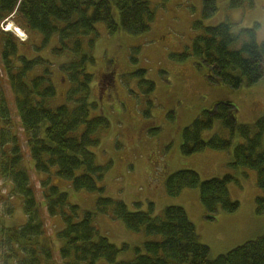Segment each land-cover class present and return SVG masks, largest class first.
Instances as JSON below:
<instances>
[{
	"label": "trees",
	"instance_id": "obj_1",
	"mask_svg": "<svg viewBox=\"0 0 264 264\" xmlns=\"http://www.w3.org/2000/svg\"><path fill=\"white\" fill-rule=\"evenodd\" d=\"M254 2L229 0V8L251 10ZM114 7L121 29L128 34L149 31L155 20L150 0H0V25L12 17L24 31L41 36L35 50L49 47L57 36V45L49 50L56 57L65 56L66 61L58 70L69 86L66 102L49 107L48 101L56 96L51 80L52 63L42 56L27 58L19 52L20 40L0 29V177L12 183L13 194L22 198L26 216L25 225L13 228L5 227L0 219V264H54L53 249L40 241L45 236L40 204H44L49 216L59 215L63 222L56 233L63 264H96L99 260L109 264H264V235L211 260L209 248L197 241L195 227L183 208L169 206L160 216H154L152 204L148 205V212L140 210L139 204L136 211H131L123 202L102 196L96 201L97 212H111L128 230L159 238L147 240L142 250L137 248L133 260L118 263L120 249L100 234L93 223L94 213L71 204L67 193L52 185L50 179L41 182L42 203L37 201L22 165L20 140L9 133L14 126L8 97L25 133L35 171L49 173L56 168V174L69 181L74 190L102 193L98 182L110 164L98 165L92 149L99 146V132L108 129L109 122L103 116L91 117V108L97 105L89 102L93 77L87 65L95 63L91 50L99 37L97 24H104L110 34L119 28ZM216 12L215 0L203 1V19ZM201 25L195 24L196 29H202L201 34L193 41L190 53L179 56L180 61L190 56L200 59L210 69L212 82L232 89L240 88L243 82L251 86L261 80L264 41H257L258 23L241 28L236 34L228 20L216 26ZM84 37H91L87 47ZM143 83L149 86V92L154 90L152 82ZM5 86L10 88V94ZM233 110L230 104L218 103L211 111H203L183 129L181 153L191 156L205 149L228 151L233 147V138L238 136L242 142L233 147L230 166L256 172L257 185L263 192L256 200L260 214L264 210V116L251 127L238 124ZM216 122L229 131L230 137L213 135L204 141L203 132L213 129ZM231 183L238 184L231 175L201 181L196 172L182 170L168 177L166 187L173 197L184 189L199 188L207 214L213 215L218 209L225 213L238 210L239 203L229 197Z\"/></svg>",
	"mask_w": 264,
	"mask_h": 264
},
{
	"label": "rangeland",
	"instance_id": "obj_2",
	"mask_svg": "<svg viewBox=\"0 0 264 264\" xmlns=\"http://www.w3.org/2000/svg\"><path fill=\"white\" fill-rule=\"evenodd\" d=\"M203 1L150 0L155 20L149 31L140 35L128 34L121 29L115 7L113 15L119 28L114 34H110L104 24H97L99 37L91 50L95 63L88 64L87 71L93 77L89 102L97 105L91 108V117L103 116L109 122L108 129L99 132V146L92 149L98 165L110 164L104 178L98 182L104 190L102 193L74 190L69 181L56 174V168L49 173L35 171L25 133L13 101L8 97L14 126L9 133L20 140L22 165L28 172L37 201L42 203L41 182L50 179L52 185L67 193L71 204L78 205L81 211L94 213L93 223L100 234L120 249L118 263L133 260L137 248L142 250L147 240L159 238L128 230L111 212H97L96 201L102 196L123 202L131 211H136V204H139L140 210L148 212V205L152 204L154 216H160L169 206L183 208L195 227L197 241L209 248L211 260L264 235V210L258 213L256 201L263 196L257 185V174L247 168L230 166L233 147L242 142L238 136L233 138V147L228 151L205 149L191 156L181 153L183 129L203 111H211L215 104L232 105L238 124L253 127L264 116V66L263 77L258 83L247 86L243 82L240 88L232 89L212 82L210 69L200 59L190 56L184 61L179 60L182 54L190 53L193 41L201 34L202 29H196V23L205 28L228 20L233 23L235 34L241 28L258 23L257 41L263 42L264 0H255L251 10H233L229 8V0H215L217 12L209 19L202 17ZM9 25L19 28L21 33L7 30ZM1 29L12 33L18 41L22 37L24 43L18 42L21 54L27 58L42 56L52 63L51 80L56 96L47 104L49 107L64 104L69 86L58 66L66 58L56 57L49 50L57 45V36L53 37L49 47L35 50V45L40 46L41 36L24 31L11 17ZM90 38H83L86 47ZM3 78L5 80L4 75ZM143 81L152 82L154 90L149 92V86ZM5 89L10 94V88L5 86ZM213 135L224 139L230 137L220 122L203 132L202 138L207 141ZM182 170L196 172L201 181L226 175L235 177L238 184H229L228 192L231 201L239 203L238 210L225 213L218 209L208 215L199 188L184 189L176 197L169 195L168 177ZM40 205L45 230L44 239L40 241L53 249L54 264H63L58 254L61 242L56 236L63 222L59 215L49 216L44 204ZM8 208L11 213L5 211ZM1 218L7 228L26 223L22 198L14 196L12 183L0 177ZM96 264L109 263L99 260Z\"/></svg>",
	"mask_w": 264,
	"mask_h": 264
},
{
	"label": "bare ground",
	"instance_id": "obj_3",
	"mask_svg": "<svg viewBox=\"0 0 264 264\" xmlns=\"http://www.w3.org/2000/svg\"><path fill=\"white\" fill-rule=\"evenodd\" d=\"M12 18V17H11ZM9 19V18H8ZM7 19V20H8ZM6 20V21H7ZM5 21V22H6ZM5 22H3L1 25H0V29H1V27L3 26V24L5 23ZM9 29H11V30H14L13 32H18V33H21L20 31V29L19 28H17V27H14V25H9L8 27H7V30H9ZM2 30V29H1ZM2 31H4V32H7V31H5V30H2ZM25 36V35H24Z\"/></svg>",
	"mask_w": 264,
	"mask_h": 264
}]
</instances>
